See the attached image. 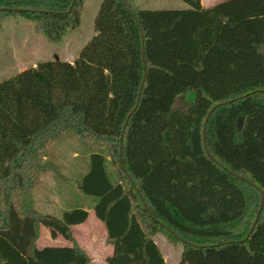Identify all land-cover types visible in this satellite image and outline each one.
<instances>
[{
    "label": "trees",
    "instance_id": "obj_1",
    "mask_svg": "<svg viewBox=\"0 0 264 264\" xmlns=\"http://www.w3.org/2000/svg\"><path fill=\"white\" fill-rule=\"evenodd\" d=\"M89 1L0 0V23L60 46ZM181 1L102 0L72 63L0 82V264H91L71 232L87 211L31 205L66 132L91 148L76 185L122 264H165L156 236L182 248L180 264H264V0ZM42 224L71 247L39 249Z\"/></svg>",
    "mask_w": 264,
    "mask_h": 264
},
{
    "label": "rangeland",
    "instance_id": "obj_2",
    "mask_svg": "<svg viewBox=\"0 0 264 264\" xmlns=\"http://www.w3.org/2000/svg\"><path fill=\"white\" fill-rule=\"evenodd\" d=\"M102 0H90L82 15L81 27L70 33L62 45H49L42 37L35 34L33 24L21 20H5L0 23V82L16 73L35 67L40 62L64 61L78 56L82 48L95 35L94 19ZM139 10H186L187 4L181 0H131ZM193 94H189L192 98ZM91 148L73 133L60 135L55 144L48 150L46 162L50 165L40 175V183L32 191L31 205L43 215L60 216L65 211L83 209L88 212V220L73 228L75 236L84 230L91 231L95 224L102 226L95 218L92 207L96 199L84 195L77 188V182L88 172ZM43 234L50 231L52 241L61 243L67 240L59 231H52L42 224ZM103 228V226L101 227ZM160 252L168 259L167 264H179L181 247L168 244L162 236L154 238ZM115 263H126L127 259L117 257Z\"/></svg>",
    "mask_w": 264,
    "mask_h": 264
},
{
    "label": "crops",
    "instance_id": "obj_3",
    "mask_svg": "<svg viewBox=\"0 0 264 264\" xmlns=\"http://www.w3.org/2000/svg\"><path fill=\"white\" fill-rule=\"evenodd\" d=\"M222 1L224 0H200V4L203 8H208ZM75 59L76 57L69 59L70 61L68 63H72ZM101 225L103 226V228H101L102 226H99V224H95L93 228L91 229V231L85 232L83 230L79 234V237L78 235L75 236L73 233V228L77 226L71 227V232L79 248L83 250L85 253H87V255L89 256L91 264H112L111 260L114 258L115 249H116L115 243L113 240H110L107 237L105 227L103 224ZM41 234H43L42 225H41L40 238L37 242V247L39 249L45 248V247H71V242L69 240H63L61 243H57V241H52L49 230H46L43 236V242L42 244H40ZM162 257H163L165 264H167L168 259L163 254H162ZM180 257H181V254H180Z\"/></svg>",
    "mask_w": 264,
    "mask_h": 264
},
{
    "label": "water",
    "instance_id": "obj_4",
    "mask_svg": "<svg viewBox=\"0 0 264 264\" xmlns=\"http://www.w3.org/2000/svg\"><path fill=\"white\" fill-rule=\"evenodd\" d=\"M124 2H126V0H124ZM210 113H211V112H210ZM210 113L208 114V116H207V118H206V121H207V119H208V117H209Z\"/></svg>",
    "mask_w": 264,
    "mask_h": 264
}]
</instances>
